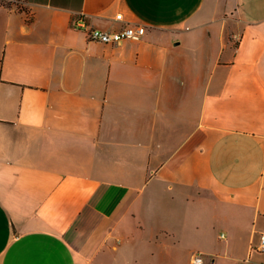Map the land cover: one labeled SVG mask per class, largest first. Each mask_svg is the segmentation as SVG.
Wrapping results in <instances>:
<instances>
[{"label": "crops", "instance_id": "crops-1", "mask_svg": "<svg viewBox=\"0 0 264 264\" xmlns=\"http://www.w3.org/2000/svg\"><path fill=\"white\" fill-rule=\"evenodd\" d=\"M263 232L264 0H0V264H264Z\"/></svg>", "mask_w": 264, "mask_h": 264}, {"label": "built area", "instance_id": "built-area-1", "mask_svg": "<svg viewBox=\"0 0 264 264\" xmlns=\"http://www.w3.org/2000/svg\"><path fill=\"white\" fill-rule=\"evenodd\" d=\"M116 19H123V15L118 13ZM73 27L85 30L91 40L103 43H120L124 40H141L146 34L147 27L141 23H126L118 29H103L89 25L85 15H81L73 20ZM261 247H264V232L261 234ZM205 255L201 252H194L192 255L193 264H204Z\"/></svg>", "mask_w": 264, "mask_h": 264}, {"label": "rangeland", "instance_id": "rangeland-1", "mask_svg": "<svg viewBox=\"0 0 264 264\" xmlns=\"http://www.w3.org/2000/svg\"><path fill=\"white\" fill-rule=\"evenodd\" d=\"M21 5V3H19V6ZM151 261V262H150ZM139 264H158V261L157 260H151V259H149V260H146V261H144V262H142V263H139ZM193 264V263H192Z\"/></svg>", "mask_w": 264, "mask_h": 264}, {"label": "trees", "instance_id": "trees-1", "mask_svg": "<svg viewBox=\"0 0 264 264\" xmlns=\"http://www.w3.org/2000/svg\"><path fill=\"white\" fill-rule=\"evenodd\" d=\"M4 1V0H3Z\"/></svg>", "mask_w": 264, "mask_h": 264}]
</instances>
